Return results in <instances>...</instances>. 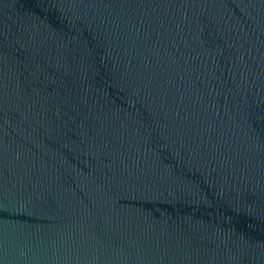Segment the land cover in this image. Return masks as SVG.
I'll use <instances>...</instances> for the list:
<instances>
[{
    "label": "water",
    "instance_id": "1",
    "mask_svg": "<svg viewBox=\"0 0 264 264\" xmlns=\"http://www.w3.org/2000/svg\"><path fill=\"white\" fill-rule=\"evenodd\" d=\"M0 264H264V0H0Z\"/></svg>",
    "mask_w": 264,
    "mask_h": 264
}]
</instances>
